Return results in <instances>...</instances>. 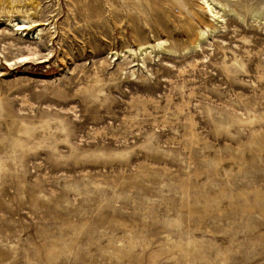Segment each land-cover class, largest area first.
I'll use <instances>...</instances> for the list:
<instances>
[{
    "label": "rangeland",
    "instance_id": "rangeland-1",
    "mask_svg": "<svg viewBox=\"0 0 264 264\" xmlns=\"http://www.w3.org/2000/svg\"><path fill=\"white\" fill-rule=\"evenodd\" d=\"M220 1L0 0V264H264V0Z\"/></svg>",
    "mask_w": 264,
    "mask_h": 264
},
{
    "label": "bare ground",
    "instance_id": "bare-ground-1",
    "mask_svg": "<svg viewBox=\"0 0 264 264\" xmlns=\"http://www.w3.org/2000/svg\"><path fill=\"white\" fill-rule=\"evenodd\" d=\"M200 3L202 4V7L204 8L205 13H207L210 16V20L212 21L225 20V15L222 12V10L225 11L226 9H228L229 12L233 11L232 9L229 8L228 4L223 3L220 0H200ZM8 20L12 24L14 30L16 31L20 30L22 34L25 32L26 29H31L32 31L37 26L42 24L40 22H37L36 20L30 19L29 17H17L15 19H8ZM216 29L217 28L215 26L208 27V25L206 27L199 28L197 31L196 41L191 48L192 49L199 48L206 34H208V32H214ZM40 32H41V29H39L38 31L34 30L32 31L30 37L32 39L38 38V36L40 35ZM166 45H167V41L158 40L156 43L146 42V43L140 44L138 48L128 47L127 49L122 50L120 52L113 50L110 54L117 56V58L118 56H121V57L125 56L126 55L125 53L129 54L132 57H136L137 54L143 55L146 52L151 51L152 49H155V48L168 52L170 51V49L166 47ZM30 51L33 54L35 53V51H33L32 49ZM26 59L28 58L25 57L24 60Z\"/></svg>",
    "mask_w": 264,
    "mask_h": 264
}]
</instances>
